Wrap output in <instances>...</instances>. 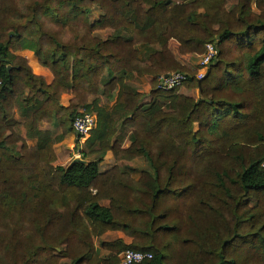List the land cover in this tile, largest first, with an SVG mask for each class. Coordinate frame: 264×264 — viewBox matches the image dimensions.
<instances>
[{
	"label": "trees",
	"instance_id": "1",
	"mask_svg": "<svg viewBox=\"0 0 264 264\" xmlns=\"http://www.w3.org/2000/svg\"><path fill=\"white\" fill-rule=\"evenodd\" d=\"M253 2L228 13L222 0H0V264H121L128 250L152 254L140 264H264V0ZM171 39L183 55L214 44L210 74L199 80L178 63ZM175 72L198 101L159 87ZM144 77L166 103L144 102L132 86ZM81 108L98 119L85 163L56 167L54 147L74 133ZM120 131L131 132L128 149ZM108 153L145 167L104 173ZM109 231L132 242H102V258L95 239Z\"/></svg>",
	"mask_w": 264,
	"mask_h": 264
},
{
	"label": "rangeland",
	"instance_id": "2",
	"mask_svg": "<svg viewBox=\"0 0 264 264\" xmlns=\"http://www.w3.org/2000/svg\"><path fill=\"white\" fill-rule=\"evenodd\" d=\"M194 1H197V0H174V3L175 5H185L190 2H194ZM221 4H223V7L226 10V12L230 13L232 11V8L238 4V0H222ZM252 8L256 10V0H254V2L252 3ZM101 15H102L101 10L96 9L90 16V19L92 22H94L95 20H99ZM98 32L102 38L106 39L114 31L111 28H106ZM168 47H169L170 52L172 53V55L174 56V58L176 59L178 63H180L183 67H185L188 70L197 72L198 73L197 75L201 77L202 79L206 77L208 75V71L212 69L213 62H211L206 67V71L205 69L203 70L202 63L205 59L207 50L204 55L203 54H192V53L183 55L181 53V44L175 39L170 40ZM152 81L153 79L151 77H144L143 79H139V80L134 79L132 81V86L137 91H141L142 92L141 94H144L146 96L144 99V102L147 103V105H149V103H152L153 101H161L162 103H166V101L162 100V98L161 100H158V98L155 97L154 93L157 91V87L155 88L154 85L151 84ZM159 87H160V81H159ZM179 94H182L188 98H191L197 101L200 99V90L189 89L186 86L182 87L179 90ZM73 98L74 96L72 95H64L62 97V102L65 106H70ZM90 99L93 100V98H90ZM100 99H102V103H104L103 105H111L109 104L110 101H108L107 98L100 96ZM167 104H169L168 101H167ZM165 106H166L165 111H169L170 109H168V105H165ZM83 111H84V108H81L78 111V113H81ZM199 128H200L199 125L195 126L196 130H199ZM41 129L51 132L55 139H58V137L63 135V131L60 128H57L56 126L52 124L45 123L41 126ZM70 135H68L63 141L58 142L54 147L55 154H56V162L54 163V166L56 167L57 166L69 167L73 163V161H75L76 159L83 160L81 153L82 151H87L85 147L86 140L85 141L80 140L78 142H77V139L75 138L72 140H69ZM130 135H131V132L123 133L120 131L118 133L117 139L119 138L121 140L120 146L122 149H128L131 146L130 140L128 139L130 138ZM97 157L98 156H90L88 157V160L89 161L95 160L97 159ZM126 165L133 166L136 169H138L139 167H145V163L139 160L131 162V163L118 162L116 158L114 157V155L112 154L110 156L106 155L104 162L100 165V169L102 172L105 173V172L111 171L112 169L116 167L121 168ZM102 204L107 207L110 205L109 201H104L102 202ZM117 240H123L128 244L132 242V239L128 237L122 231H109V232H106L101 238H96L95 245L97 249L101 251L100 257L107 258L110 256V251L105 250L102 247V242L112 243ZM64 263H67V262H64Z\"/></svg>",
	"mask_w": 264,
	"mask_h": 264
},
{
	"label": "built area",
	"instance_id": "3",
	"mask_svg": "<svg viewBox=\"0 0 264 264\" xmlns=\"http://www.w3.org/2000/svg\"><path fill=\"white\" fill-rule=\"evenodd\" d=\"M207 52L205 55V59L202 63L203 70L216 58L217 49L214 44L207 45ZM204 71V72H205ZM199 80H202L201 77L198 76ZM188 80V75L175 72L172 74H168L167 77L161 78L160 88L164 91H173L176 88L182 87L183 84ZM2 87V83L0 82V89ZM97 127V118L96 116L87 111H83L79 113V115L74 119L72 124V130L74 134L77 136L78 140L85 141L90 137L92 131ZM262 168L264 169V161L262 163ZM153 258L150 253H142L133 250H128L121 255V264H140L144 261L151 260Z\"/></svg>",
	"mask_w": 264,
	"mask_h": 264
},
{
	"label": "crops",
	"instance_id": "4",
	"mask_svg": "<svg viewBox=\"0 0 264 264\" xmlns=\"http://www.w3.org/2000/svg\"><path fill=\"white\" fill-rule=\"evenodd\" d=\"M14 54L18 57L25 59L29 65V67L32 69V71L35 75L43 77L48 84H52L54 82V76H53L52 72L49 69H47L41 65L40 60L37 58V56L33 52H31V51H20V52L14 53ZM19 85H20V87L22 86L21 83ZM27 92H29V89H27ZM140 93H142V92L140 91ZM115 99L108 100V101H110L109 104H111L110 105L111 107L114 106ZM103 104L104 103H102V105ZM93 114L96 116L95 113H93ZM13 115H14L13 118L15 120L22 121L16 106L13 109ZM96 118H97V116H96ZM97 123H98V119H97ZM21 135H22V138L27 140V142L30 146L34 145V143H35L34 141L26 138V134H25L24 130L21 131ZM74 138L77 139V142L79 141L77 136L74 133L69 136V140H72ZM115 141H116V139H115ZM107 155L110 156V155H112V153H108Z\"/></svg>",
	"mask_w": 264,
	"mask_h": 264
},
{
	"label": "water",
	"instance_id": "5",
	"mask_svg": "<svg viewBox=\"0 0 264 264\" xmlns=\"http://www.w3.org/2000/svg\"><path fill=\"white\" fill-rule=\"evenodd\" d=\"M13 34V33H12ZM220 40V38L218 37V41ZM10 71L13 69V67H9L8 68ZM211 70L208 71V74H210ZM168 75H166L165 77H167ZM77 163H85L83 160H80V159H76L75 161H73V163L71 164L74 165V164H77Z\"/></svg>",
	"mask_w": 264,
	"mask_h": 264
}]
</instances>
